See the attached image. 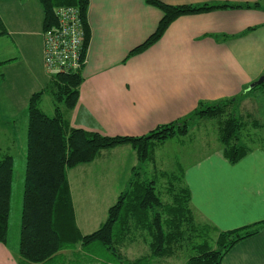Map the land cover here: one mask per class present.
<instances>
[{
	"label": "crops",
	"instance_id": "obj_1",
	"mask_svg": "<svg viewBox=\"0 0 264 264\" xmlns=\"http://www.w3.org/2000/svg\"><path fill=\"white\" fill-rule=\"evenodd\" d=\"M162 1L264 5V0ZM162 15L161 9L146 0H89L90 38L79 98L69 113L71 126L107 135H143L188 116L201 103L240 95L250 96L248 101L254 100V109L264 116V91L249 88L264 73V8L227 6L178 16L157 41L131 53L156 29ZM0 19V128L6 134L8 120L24 112L31 94L47 86L51 73L43 58L44 12L39 0H0ZM237 114L251 117L255 128L263 127L254 113L237 109ZM197 119L203 118L190 120L187 139L164 142L187 147L195 139L194 130H201ZM215 126L220 142L217 122ZM206 139L185 151L186 156L194 152L190 161L177 159L173 170L158 167L154 171L180 168L194 216L210 220L221 230L264 221V144L250 147L242 158L231 162L223 154V145L198 151ZM109 159L117 161L112 164ZM137 163L132 146L122 144L67 170L81 232V225L96 222L99 226L106 216L100 220L90 205V217L78 213L73 190L82 182L79 171L93 183L115 177L121 183L119 195ZM93 187L101 191L98 196L107 195L106 186ZM108 207L103 202V209ZM18 247L19 242L13 248L7 240L0 241V264H18ZM222 264H264V222L256 234L237 242Z\"/></svg>",
	"mask_w": 264,
	"mask_h": 264
},
{
	"label": "trees",
	"instance_id": "obj_2",
	"mask_svg": "<svg viewBox=\"0 0 264 264\" xmlns=\"http://www.w3.org/2000/svg\"><path fill=\"white\" fill-rule=\"evenodd\" d=\"M39 2L44 12V30L57 25L56 7L69 5L78 8L84 32L81 56L82 61L86 59L90 38L89 0ZM146 2L161 9L163 15L156 29L131 53L157 41L178 16L227 6L264 8L260 2L200 5L170 4L162 0ZM84 63L71 72H52L47 86L32 93L24 112L12 118L13 122L20 116L26 120L18 264H154L157 259L172 257L181 251L187 253L184 264H222L231 248L240 240L256 234L264 221L226 230L210 222H198L182 170L154 171L155 178H148L144 175V165L153 161L158 143L186 136L190 120L195 117L216 119L224 156L231 162L238 161L250 149L241 141L246 127L245 117L237 114L241 95L201 103L188 116L161 124L147 134H102L70 124L69 113L79 98ZM256 88L264 91V82L251 89ZM44 94L54 100L52 115L41 107ZM122 144L132 146L138 163L132 167L126 187L108 207L103 222L92 232L83 234L76 223L67 170L93 161L103 149ZM13 175L14 157L8 149H0V241L3 243L9 231ZM158 176L166 178L162 191L157 189ZM163 191L167 197L161 196ZM137 236L142 237L149 251L131 258L123 248L139 239Z\"/></svg>",
	"mask_w": 264,
	"mask_h": 264
},
{
	"label": "rangeland",
	"instance_id": "obj_3",
	"mask_svg": "<svg viewBox=\"0 0 264 264\" xmlns=\"http://www.w3.org/2000/svg\"><path fill=\"white\" fill-rule=\"evenodd\" d=\"M255 90L261 91V88H256ZM255 94V93H254ZM253 94V95H254ZM257 95V94H255ZM250 96H246L241 98L238 112L246 114L247 111H250L255 114V118L258 119L259 123H262V128L257 127L255 128L252 125L251 117H247L244 115L247 130L242 133L241 141L246 144L248 147H255L257 145L264 144V116L258 113L257 107L256 110L253 107L254 100L252 102L248 101ZM251 100V98H250ZM255 105V103H254ZM42 108L48 115H52L54 113V102L53 98L50 95H45L44 100L42 102ZM198 120V119H197ZM196 120V121H197ZM8 131L6 134L3 133L5 131L3 128H0V147L8 148L9 152L14 157V175H13V189H12V196H11V210L9 215V231L7 236L8 243L13 247L16 248L17 243L19 242V231H20V220H21V203H22V194H23V186H24V178H25V145H26V137L24 136V130L26 120H23V116L16 119V122H13L12 119L8 120ZM201 126V130H194V141L189 144L187 147H178L176 142H161L158 143L153 152L154 159L151 162H146L145 165V173L148 178H155L154 177V169H158V167L165 169V170H173L175 168L174 162L176 160H180L179 163L188 162L193 158V153L190 152L189 155L186 156L185 151L187 149H192L191 147L199 144V140L202 138L206 139L205 137L208 136L209 140L206 139V143H202V146L198 149L200 152H204L216 147H221L222 144L217 141V131H216V119L213 118H203L202 120H198ZM6 135V137H4ZM177 137V136H176ZM172 137V138H176ZM184 137H177V138H185ZM171 139V138H170ZM171 141V140H170ZM119 159V158H118ZM112 164L113 161H117L116 159H109ZM178 168L177 171H179ZM83 171H79V177L82 182H78L76 187L74 188L73 192L75 197V204L77 206V211L80 215L86 216L87 218L91 216L90 213V206H93L94 211L96 212V216L102 220L107 211L103 209V202H106L107 207L113 204L116 200V196L118 195L117 186H119L118 181L114 180L115 177L109 176L107 181L105 182H88L85 180V176ZM165 180L166 178H162L158 176L156 178L157 181V189L162 191L165 189ZM102 185L106 186L108 189L107 195L103 198L102 196H98L101 193L98 189H94L93 185ZM91 186V187H90ZM87 192V193H86ZM95 193V196H92V193ZM86 193V194H84ZM85 195L84 199L83 196ZM161 196H168L163 191ZM102 204V205H101ZM90 205V206H89ZM108 210V209H107ZM198 222H210L208 219L201 220V218L194 216ZM99 220V221H100ZM98 221V223H99ZM82 233L86 234L95 230L98 226L96 222H92L89 224L81 225ZM139 239L131 242L128 246L123 248L124 252L131 258H135L139 255L145 254L149 251V247L147 244L144 243L142 237L137 236ZM70 252V251H67ZM187 257L186 251H181L177 255L164 258V259H157L154 264H184ZM67 264V263H66ZM70 264V263H69Z\"/></svg>",
	"mask_w": 264,
	"mask_h": 264
},
{
	"label": "built area",
	"instance_id": "obj_4",
	"mask_svg": "<svg viewBox=\"0 0 264 264\" xmlns=\"http://www.w3.org/2000/svg\"><path fill=\"white\" fill-rule=\"evenodd\" d=\"M57 25L44 32V64L52 73L71 72L81 68L84 39L78 8L63 5L55 9Z\"/></svg>",
	"mask_w": 264,
	"mask_h": 264
},
{
	"label": "water",
	"instance_id": "obj_5",
	"mask_svg": "<svg viewBox=\"0 0 264 264\" xmlns=\"http://www.w3.org/2000/svg\"><path fill=\"white\" fill-rule=\"evenodd\" d=\"M264 82V73L257 79L255 80L249 88H252L253 86L257 85V84H260V83H263Z\"/></svg>",
	"mask_w": 264,
	"mask_h": 264
}]
</instances>
